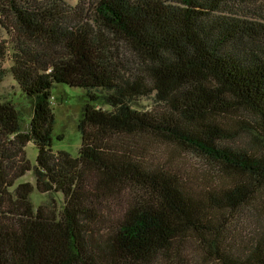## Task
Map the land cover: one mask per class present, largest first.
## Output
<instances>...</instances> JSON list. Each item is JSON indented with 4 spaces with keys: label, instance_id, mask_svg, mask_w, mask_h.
<instances>
[{
    "label": "trees",
    "instance_id": "trees-1",
    "mask_svg": "<svg viewBox=\"0 0 264 264\" xmlns=\"http://www.w3.org/2000/svg\"><path fill=\"white\" fill-rule=\"evenodd\" d=\"M0 27L17 85L0 97V264H185L189 246L188 264H264V0H0ZM56 84L83 91L75 156L52 150ZM27 143L44 179L14 185Z\"/></svg>",
    "mask_w": 264,
    "mask_h": 264
},
{
    "label": "rangeland",
    "instance_id": "rangeland-1",
    "mask_svg": "<svg viewBox=\"0 0 264 264\" xmlns=\"http://www.w3.org/2000/svg\"><path fill=\"white\" fill-rule=\"evenodd\" d=\"M66 2L74 5L77 0H66ZM13 38L14 37H11L10 33L0 27V44L3 43L2 45L7 46L10 50L13 45ZM10 64V60H5L1 64V67L7 68ZM16 90L17 85L12 79V76L6 74V76L0 81V97L12 96ZM52 92L54 98L51 100V107L55 120L52 133V150L54 152L64 150L72 156H75L81 143V136L77 125L83 110V91L79 88H70L61 84H56ZM151 99V97L142 98L141 105L146 108L150 107ZM23 111L27 112L28 108L24 106ZM59 136L61 138H58ZM25 151L26 157L31 164V169L27 171L25 175L18 178L14 185H17L20 182H30L33 186H35L37 180H40L43 177L41 172L34 168L37 149L32 143H27ZM152 151L161 159L168 158L169 160L177 163V166H180L182 170L188 172L192 178H195L199 182H214V179L217 177L211 165L199 159L186 156L179 149H175L167 145H160L153 148ZM55 196L61 200L60 194H55ZM31 199L37 206L44 203L48 199V196L41 194L34 189L31 193ZM260 210V212L258 210V214L256 215L258 223L256 221L255 227H257V225L262 227L264 223V208H260ZM243 218L250 223L249 219L246 217ZM189 248L190 249H187L184 253L185 256L182 257V262L185 264H188L190 260H193L198 255L196 250L190 246Z\"/></svg>",
    "mask_w": 264,
    "mask_h": 264
},
{
    "label": "water",
    "instance_id": "water-1",
    "mask_svg": "<svg viewBox=\"0 0 264 264\" xmlns=\"http://www.w3.org/2000/svg\"><path fill=\"white\" fill-rule=\"evenodd\" d=\"M42 179H44V177H42Z\"/></svg>",
    "mask_w": 264,
    "mask_h": 264
}]
</instances>
